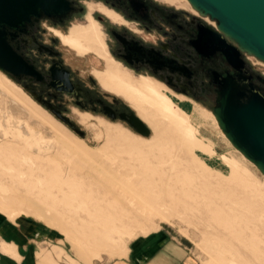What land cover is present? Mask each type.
Listing matches in <instances>:
<instances>
[{
	"label": "rangeland",
	"instance_id": "374dc122",
	"mask_svg": "<svg viewBox=\"0 0 264 264\" xmlns=\"http://www.w3.org/2000/svg\"><path fill=\"white\" fill-rule=\"evenodd\" d=\"M155 3L199 15L188 0ZM97 5L86 3L85 25L73 23L68 34L58 35L78 57H87L94 78L104 72L112 79L118 95H111L121 99L117 107L125 117L111 122L75 109L59 116L1 71L31 110L22 116L32 128L53 139L50 126L55 127L89 152L103 148L110 154L83 163L62 143L63 155L48 146L51 150L42 146L37 153L1 140L0 227L6 231L0 234V251L17 261L0 258L10 264H101L124 256L133 239L161 232L186 248L188 264H264V175L220 130L212 114L216 94L174 93L104 62L103 35L91 18ZM203 19L216 29L215 20ZM241 51L249 73L264 80V62ZM257 84L264 98V84ZM0 109H6L3 98ZM130 115L147 128L146 136L128 125ZM98 121L106 137L93 129ZM102 164L115 166L123 183L118 175H94ZM22 224L35 232H24Z\"/></svg>",
	"mask_w": 264,
	"mask_h": 264
},
{
	"label": "flooded vegetation",
	"instance_id": "af4514ba",
	"mask_svg": "<svg viewBox=\"0 0 264 264\" xmlns=\"http://www.w3.org/2000/svg\"><path fill=\"white\" fill-rule=\"evenodd\" d=\"M64 1L67 8L62 13L38 12L15 27L1 28L5 42L29 68L27 74L9 75L22 83L29 96L59 116L70 115L75 109L111 122L125 117L117 107L121 99L111 95L118 94L103 77L104 72H96L94 78L91 70L95 68L87 64V57H78L58 35L68 34L73 23L85 25L88 2L100 4L91 18L101 38L103 35L106 58L102 60H111L134 78L161 82L179 94L202 95L210 90L217 99L226 75L241 76L250 86L254 84L255 89L251 87L257 93V83L264 84L249 73L240 53L237 69L225 60L214 35L218 31L191 10L197 17L158 5L155 0ZM99 123L103 122L98 121V127Z\"/></svg>",
	"mask_w": 264,
	"mask_h": 264
},
{
	"label": "water",
	"instance_id": "95a60500",
	"mask_svg": "<svg viewBox=\"0 0 264 264\" xmlns=\"http://www.w3.org/2000/svg\"><path fill=\"white\" fill-rule=\"evenodd\" d=\"M188 1L197 11L216 21L218 34L214 35L218 50L232 67L237 69L241 62L238 59L240 49L264 62V0ZM66 8L64 0H0V71L13 76L29 72L5 42L3 26L15 27L38 12L59 14ZM219 32L232 42L225 40ZM212 114L233 148L264 175V98L241 76L226 75L221 81L217 106ZM127 122L137 134H148L136 117L130 115Z\"/></svg>",
	"mask_w": 264,
	"mask_h": 264
},
{
	"label": "bare ground",
	"instance_id": "6f19581e",
	"mask_svg": "<svg viewBox=\"0 0 264 264\" xmlns=\"http://www.w3.org/2000/svg\"><path fill=\"white\" fill-rule=\"evenodd\" d=\"M197 12L200 16L205 17V15H203L199 11H197ZM221 36H223L225 38V40H227L226 38H229L228 36H226L224 34H221ZM76 38H78V36H76ZM240 50H242V49H240ZM242 51L246 52L245 50H242ZM16 91H17V89H16ZM16 91L14 90V85L9 80H7L6 77L4 76V74L0 71V98H3L4 103H6V109L5 110L0 109V141L1 140H9V141L13 142L15 140V141H18V142L26 145V147L30 151H32V152L37 151V153H38V149H39L38 147H41V151H39V152H42L43 151L42 146L43 147L48 146V148L50 147L55 152H58L59 154L63 155L64 154L63 150L60 148V145L62 143L64 145L69 146L73 150V152H74L73 157L74 158H72V159H76L77 161L79 160L80 162H83V163L85 161H87V159L101 158V157H103V155L110 154V152L105 151L103 148H99L97 150L92 149L93 151L89 152V151L85 150L83 147L81 148V146L78 145V142L72 141L74 139H70V137L68 135H66L62 130H58L57 128L51 127V126H50V130H52L54 137H53V139H47L44 136L43 132H41V129L39 131V130H35L36 128L35 129L32 128L26 122L24 117L22 116V114H27V115L31 114L32 115V112L28 108L24 107L26 105L21 100L22 97L20 96L21 99L18 97V95H17L18 92L16 93ZM24 97L25 96H23V99H24ZM28 99H27V101H28ZM24 101H26V100H24ZM163 108H164L163 112L168 114V109L166 107H163ZM44 117H46V116H44ZM39 118L41 119L40 116H39ZM47 119H48V116H47ZM39 121H42V120H39ZM51 122H53V121H51ZM42 123L44 125H47L46 122H44V121H42ZM92 127H93V129L95 128V130L99 133V134L98 133L97 134L100 136L101 135L100 134L101 133L100 128L94 124L92 125ZM45 147L43 148L44 150H46V149L51 150L48 148L45 149ZM96 165L99 167L100 164L98 163ZM105 166H107V165L102 164L101 167L98 169V171L97 170L95 171L94 175H98L100 173V175L102 174V175L108 176L109 178H112V179H114L115 176L118 175V178H120L122 183H123V180H122L123 177L120 175V171L115 166H108V167H110L109 169L115 168L117 173H115V172L111 173L108 170V167H105ZM100 175H98V176H100ZM122 183H120V184H122ZM132 183L133 182H131V184ZM133 184L135 186L137 185L135 183H133ZM125 189H127L126 190L127 192L128 191L130 192L129 187L128 188L126 187ZM125 198H127V200L129 202H131V203L133 202V200L131 199L129 194Z\"/></svg>",
	"mask_w": 264,
	"mask_h": 264
},
{
	"label": "crops",
	"instance_id": "0c3cea01",
	"mask_svg": "<svg viewBox=\"0 0 264 264\" xmlns=\"http://www.w3.org/2000/svg\"><path fill=\"white\" fill-rule=\"evenodd\" d=\"M105 79L110 81L113 88H118L110 77L106 76ZM120 95L124 96L122 94ZM101 124L99 127L101 133L105 136L104 127H102ZM104 126L111 125L104 124ZM22 226L26 229L24 231L26 233H31V231L35 232V230H32L28 225L22 224ZM5 231V225L0 227V234L3 233L4 235ZM1 241L3 240L0 239V242ZM126 250L124 256L114 258L101 264H188L189 259L188 252L184 246L161 232H152L145 236H139L133 239ZM0 254L17 261L15 257L4 254L1 251ZM0 264H10V262L6 259L0 258Z\"/></svg>",
	"mask_w": 264,
	"mask_h": 264
}]
</instances>
